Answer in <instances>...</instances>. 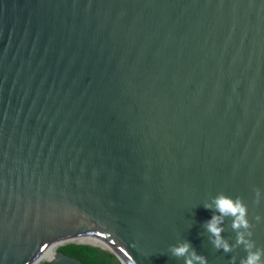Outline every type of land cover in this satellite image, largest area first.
Returning <instances> with one entry per match:
<instances>
[{
  "label": "water",
  "instance_id": "95a60500",
  "mask_svg": "<svg viewBox=\"0 0 264 264\" xmlns=\"http://www.w3.org/2000/svg\"><path fill=\"white\" fill-rule=\"evenodd\" d=\"M220 192L264 248V0H0V264H239L202 226Z\"/></svg>",
  "mask_w": 264,
  "mask_h": 264
},
{
  "label": "clouds",
  "instance_id": "9594fccd",
  "mask_svg": "<svg viewBox=\"0 0 264 264\" xmlns=\"http://www.w3.org/2000/svg\"><path fill=\"white\" fill-rule=\"evenodd\" d=\"M256 194L259 199V189L256 190ZM203 206L213 210L211 218L206 220L202 226L209 234V240L215 249H222L225 253H229L235 246L243 245L246 257H242L239 264H264V248L257 247L255 241L250 239L252 224L247 218V205L241 197L233 198L220 192L210 201H206ZM229 217L231 218V228L236 232L235 245L230 244L222 235L225 231L224 221ZM256 219L260 220V217L257 216ZM61 245H65L64 242L59 247ZM169 250L173 257L184 258L185 264H208L207 257L199 254L187 240L170 245ZM235 259L234 256L231 257V264H235Z\"/></svg>",
  "mask_w": 264,
  "mask_h": 264
},
{
  "label": "trees",
  "instance_id": "16d2710c",
  "mask_svg": "<svg viewBox=\"0 0 264 264\" xmlns=\"http://www.w3.org/2000/svg\"><path fill=\"white\" fill-rule=\"evenodd\" d=\"M65 249L64 252L76 256L83 264H123L113 252L91 244L82 242V244H72Z\"/></svg>",
  "mask_w": 264,
  "mask_h": 264
},
{
  "label": "bare ground",
  "instance_id": "6f19581e",
  "mask_svg": "<svg viewBox=\"0 0 264 264\" xmlns=\"http://www.w3.org/2000/svg\"><path fill=\"white\" fill-rule=\"evenodd\" d=\"M60 244H63V242H56V244H51L47 248V250L39 257L37 262H40V261L44 260L45 258L49 257L51 255V253H53V249L56 246H59ZM64 244H66V242H64ZM95 245H99V244H95ZM100 246H104L105 248L110 249L113 253L119 255L125 264H132V262L130 260V256L126 252H124L122 250V248L110 246V245H100Z\"/></svg>",
  "mask_w": 264,
  "mask_h": 264
},
{
  "label": "flooded vegetation",
  "instance_id": "af4514ba",
  "mask_svg": "<svg viewBox=\"0 0 264 264\" xmlns=\"http://www.w3.org/2000/svg\"><path fill=\"white\" fill-rule=\"evenodd\" d=\"M72 244H82V242H81V241H67L65 245H61V247H59V248L57 249L55 255L58 254L59 252H63L65 255L70 256L68 253L64 252V250H66L65 247L67 248V247H69V246L72 245ZM60 248H61V249H60ZM55 255H54V256H55ZM54 256H52V257L49 258L48 260L44 261L43 263L47 262L48 264H50V261L54 258ZM71 257H76V256H71ZM76 258H77V257H76ZM43 263H41V264H43Z\"/></svg>",
  "mask_w": 264,
  "mask_h": 264
},
{
  "label": "rangeland",
  "instance_id": "374dc122",
  "mask_svg": "<svg viewBox=\"0 0 264 264\" xmlns=\"http://www.w3.org/2000/svg\"><path fill=\"white\" fill-rule=\"evenodd\" d=\"M83 244H84V242H83ZM91 245H93V244H91ZM59 246H60V245H59ZM59 246H56V247L53 249V253H51V255H50L49 257H47V258H45L44 260L38 262V264H41V263H43L44 261H46V260H48L49 258H51L52 256H54ZM94 246H99V247L104 248V250L111 251L110 249L105 248L104 246L95 245V244H94Z\"/></svg>",
  "mask_w": 264,
  "mask_h": 264
}]
</instances>
